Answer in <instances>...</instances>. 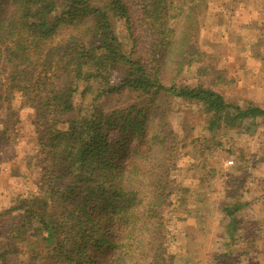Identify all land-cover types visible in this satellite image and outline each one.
Masks as SVG:
<instances>
[{
    "label": "trees",
    "instance_id": "obj_1",
    "mask_svg": "<svg viewBox=\"0 0 264 264\" xmlns=\"http://www.w3.org/2000/svg\"><path fill=\"white\" fill-rule=\"evenodd\" d=\"M208 2L0 0V111L14 96L33 111L41 156V195L0 210V264L9 255L18 264L173 262L170 231L180 217L171 167L180 140L169 98L195 104L211 133L264 118L251 101L176 85L193 65L210 70L212 56L198 47ZM136 17L150 37L147 59L117 33L121 23L135 37ZM238 191L226 190L234 201L219 208L213 264H240L254 249L258 229L241 214Z\"/></svg>",
    "mask_w": 264,
    "mask_h": 264
},
{
    "label": "rangeland",
    "instance_id": "obj_2",
    "mask_svg": "<svg viewBox=\"0 0 264 264\" xmlns=\"http://www.w3.org/2000/svg\"><path fill=\"white\" fill-rule=\"evenodd\" d=\"M222 1L209 0L208 12L199 19L198 47L212 56L208 59L210 70H204L209 67L206 62L200 66L201 73L198 72L199 65H193L180 75L176 85L208 87L222 95L225 101L243 105L247 99L235 89L237 76L232 71L240 65L236 59L230 58L229 61L225 58L226 39L218 37L219 45L224 44L219 48L221 52L211 51L215 37H210L209 23L225 20L215 7H221L222 11H228L230 7L228 0ZM211 13H214L213 18ZM132 24L135 37H127L126 27L121 23H116L117 33L125 47L136 40L140 54L142 52V57L147 59L150 37H146V24L138 17L132 20ZM219 38L224 42L221 43ZM174 43L177 44L176 39ZM174 49L170 50V57ZM170 57L168 54L166 59ZM171 67L172 59L167 69ZM169 103L175 109L169 114V124L180 140L171 167L177 193V211L174 213L180 217L170 231L175 256L171 264H213L217 242L223 233L218 211L221 204L234 201L226 192L232 189H239L238 196L241 194V201L247 204L241 213L253 218L258 229L256 240L261 246L259 251L254 248L243 262L249 259L242 264H264V118L225 133L222 129L211 133L206 130L203 116L195 104L189 106L171 97ZM32 117L33 111L20 106L16 96L9 111H0V118L8 122L6 126L0 123V138L7 140L6 143L0 142V210L15 203L17 198L41 195V156L35 143ZM228 160L232 165L226 164ZM207 170L214 174L209 180L204 176ZM254 253H259L256 257L259 260L252 259ZM8 261L18 264L19 256L9 255Z\"/></svg>",
    "mask_w": 264,
    "mask_h": 264
},
{
    "label": "crops",
    "instance_id": "obj_3",
    "mask_svg": "<svg viewBox=\"0 0 264 264\" xmlns=\"http://www.w3.org/2000/svg\"><path fill=\"white\" fill-rule=\"evenodd\" d=\"M228 5V11L215 7L217 12L223 14L221 18L225 20L209 23L210 37H215L211 51L221 52L219 48L224 44L219 45L218 37L226 39L225 58L229 61L230 58L236 59L235 62L240 65L232 69L237 76L235 89L239 90L247 101L264 108V0H228ZM213 15L210 14L211 18ZM222 42L224 41L221 40ZM254 248L255 251L261 248L257 240ZM252 256V259L259 260L256 258L259 253Z\"/></svg>",
    "mask_w": 264,
    "mask_h": 264
},
{
    "label": "built area",
    "instance_id": "obj_4",
    "mask_svg": "<svg viewBox=\"0 0 264 264\" xmlns=\"http://www.w3.org/2000/svg\"><path fill=\"white\" fill-rule=\"evenodd\" d=\"M226 164L227 165H232V161L231 160H228V161H226Z\"/></svg>",
    "mask_w": 264,
    "mask_h": 264
}]
</instances>
